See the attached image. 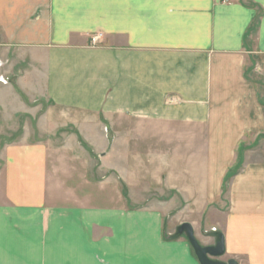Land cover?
<instances>
[{
  "label": "crops",
  "instance_id": "0c3cea01",
  "mask_svg": "<svg viewBox=\"0 0 264 264\" xmlns=\"http://www.w3.org/2000/svg\"><path fill=\"white\" fill-rule=\"evenodd\" d=\"M0 47L22 63L11 76L0 67V78L28 103L66 111L77 136L98 117L113 138L174 149L161 175L186 209H166L171 196L164 207L78 196L61 150L9 142L0 145V264H198L184 237L171 240L182 223L202 246L221 233V261L264 264V165L244 167L224 212L214 207L242 139L264 133L253 81L256 70L264 84V0H0ZM7 87L0 81V95ZM116 154L109 168L125 184L144 156Z\"/></svg>",
  "mask_w": 264,
  "mask_h": 264
},
{
  "label": "rangeland",
  "instance_id": "374dc122",
  "mask_svg": "<svg viewBox=\"0 0 264 264\" xmlns=\"http://www.w3.org/2000/svg\"><path fill=\"white\" fill-rule=\"evenodd\" d=\"M2 55L4 53L0 47V58L5 59L0 62V67L7 76L22 69V63L18 56L4 58ZM253 74L255 75L253 81L256 84L264 113V84L261 81V75L256 70H253ZM2 80L9 87L5 89L4 93L1 91L0 95V145L9 142H50L52 146L61 150L62 161L71 168L72 173L68 174L72 175V179L69 181L71 183H67V186L71 187L78 196L96 200L99 198V192L103 191L109 196L108 199L121 198V204L127 207H164L166 201H170L167 197L171 196L172 201L166 209H173L176 212L182 209V202L176 195H170L165 176L161 175L163 173L162 165L165 166L167 161L171 164L174 160H171V157L175 155L174 149L166 150L169 147L165 149L163 143L158 142L157 139L152 140L153 138H146L139 145L137 143L139 138H113L108 135L106 126H103V122L98 117L93 121H87V127L80 128L82 134H87V136H77L76 129L68 124L66 111L46 105L40 107L39 102L30 103V100L28 103L15 83H9L8 79L2 78ZM23 101L27 105L19 107L21 106L20 102ZM117 139L125 140L126 143L124 145L116 143ZM169 144L171 143H167V145ZM110 151L112 154H110V158L108 157V165L105 160L102 166L101 153L109 154ZM116 152L123 154L127 152L129 156L134 154L139 162L140 154L144 158L149 155L153 156L157 161L149 163L147 159L143 158V168L139 170L138 164L136 168L139 172L134 176V167L131 163L129 166L131 176L127 179V183L122 184L118 181L117 175L109 168L117 165ZM261 165H264V133L244 137L236 151L234 164L229 168L231 170L229 180L222 182V202L219 204L221 207L214 206L215 209L224 212L227 191L233 177L238 175L244 167ZM154 172H158L160 175V179L157 177L158 183L153 179ZM110 202L112 203V201ZM182 211L186 212V209H182ZM180 218V216H173L169 218V221H181ZM175 222L173 221V224ZM174 231L175 229L173 233Z\"/></svg>",
  "mask_w": 264,
  "mask_h": 264
},
{
  "label": "water",
  "instance_id": "95a60500",
  "mask_svg": "<svg viewBox=\"0 0 264 264\" xmlns=\"http://www.w3.org/2000/svg\"><path fill=\"white\" fill-rule=\"evenodd\" d=\"M180 237L186 239L198 264H238L233 259L225 262L220 260L225 253L224 238L221 233L211 235V238L213 239L212 245L202 246L196 240L191 225L183 223L175 228L174 233L171 235V240Z\"/></svg>",
  "mask_w": 264,
  "mask_h": 264
},
{
  "label": "built area",
  "instance_id": "2783aa9c",
  "mask_svg": "<svg viewBox=\"0 0 264 264\" xmlns=\"http://www.w3.org/2000/svg\"><path fill=\"white\" fill-rule=\"evenodd\" d=\"M99 37H100V36H94V37H92L91 40H90V41H91V44H92V45H95V44L98 42ZM0 81H1L2 83H4V84L6 83V82H4V81L2 80V78H0Z\"/></svg>",
  "mask_w": 264,
  "mask_h": 264
},
{
  "label": "trees",
  "instance_id": "16d2710c",
  "mask_svg": "<svg viewBox=\"0 0 264 264\" xmlns=\"http://www.w3.org/2000/svg\"><path fill=\"white\" fill-rule=\"evenodd\" d=\"M230 172H231V170L228 169V171L226 172V174H225V176L223 178V182H227L229 180V177L231 175Z\"/></svg>",
  "mask_w": 264,
  "mask_h": 264
}]
</instances>
